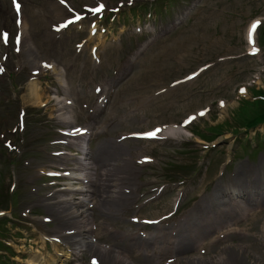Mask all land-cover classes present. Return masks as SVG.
<instances>
[{"label": "rangeland", "instance_id": "1", "mask_svg": "<svg viewBox=\"0 0 264 264\" xmlns=\"http://www.w3.org/2000/svg\"><path fill=\"white\" fill-rule=\"evenodd\" d=\"M22 1L33 15L56 3ZM64 1V32L49 31L57 11L41 13L47 20L33 21L36 37L20 31L10 0L0 4V191L13 196L0 215V264H264V124L247 130L262 112L264 0ZM100 4L103 11H90ZM69 61L77 66L72 73ZM61 69L80 99L72 88L64 92ZM35 83L40 99L31 95ZM96 86L107 93L94 95ZM65 97L75 101L74 113L65 110L72 125L57 104ZM171 124L189 133L166 137ZM81 126L93 142L67 141L93 146L86 163L112 168L97 184L117 197L102 206L93 200L92 211L72 206L67 201L80 195L50 179L71 165L72 157L56 154L73 151L59 145L61 130L78 135ZM156 129V140H116ZM104 146L120 150L118 159L99 156ZM75 210L89 212L98 225L92 235L104 244H89ZM175 211L142 237L132 224L131 217Z\"/></svg>", "mask_w": 264, "mask_h": 264}, {"label": "bare ground", "instance_id": "2", "mask_svg": "<svg viewBox=\"0 0 264 264\" xmlns=\"http://www.w3.org/2000/svg\"><path fill=\"white\" fill-rule=\"evenodd\" d=\"M19 9L27 17V18L23 19V21L21 22V29H22V31H28V30H30V32L33 33V36L34 37H36L35 32L37 31V28L35 27V22H33L35 20V18H37V17L42 18V22H44L45 20H47L46 16L45 15H41V13L42 14L43 13H47L49 16H52V14L57 11L59 13V15H60V17L57 15V18L60 19L58 21H63L65 19V6H64V2L57 1V3H55L54 1H46L45 8L43 10L41 9V13L40 14L36 13L35 15H33V13H31L28 10V7L26 6V4L25 5L24 4H21V6H20ZM53 24L54 23H51L49 25V29L52 28ZM247 32H248L247 39H249L250 41H253L255 34L253 32L252 27L251 28L249 27V29L247 30ZM251 48L252 49L254 48V43L253 42H252ZM56 52H57L56 50L53 51L52 57L53 58H57V60H58V56L59 55ZM93 54H95V53L93 52ZM69 63H70V73L76 71V69H77L76 62L69 61ZM51 64L52 65H48V66H50V68H52L53 71H54L57 68V65L55 66L56 63L54 64V62L53 63L51 62ZM61 71H62L61 72V75H59L60 81L64 84V86H66V87L68 86V88H66V90L64 92L66 94H69L70 91H71L70 89L71 88L73 89V87H71L69 85V82H68L69 81V78L67 76V73H65L66 69H61ZM36 81H39V79L37 78ZM37 83H39V82H37ZM37 86H38V84H36V83H35V85H32V87L30 89L32 91V94L31 95H33L35 99H40L42 97V95L40 94V90H39L40 88L37 87ZM73 91H74V95L73 96H75L76 98H79L80 99V96L77 95V93L75 92L74 89H73ZM107 91H108V89H103L102 90V93L103 94L104 93H107ZM55 99L58 100L57 98H55ZM61 100L62 99L60 98V101H58L57 104L59 105V104L62 103L61 106H60V110H61V113L63 114V120H65V117L66 116H71L72 117V114L74 113V110L70 108L71 111H73V113L72 112H65V110H67L69 108V106L67 104V101H70V100H69L68 97H65L63 99V101H61ZM131 118L132 119H135L134 116H132ZM64 124L65 125H68L69 122H65ZM163 131H164L163 132L164 135L166 137H169V138H172L174 136H177L178 137L180 135L188 134L189 133L186 129H184V128L182 129V127L177 126V125H174V124L167 125V127ZM144 132H146V131H144ZM128 140H131V139H128ZM89 147H91V145H89ZM89 147H87L86 150H83V152H86V155L89 157V160H93L96 154H93V152H91V149H89ZM99 153H100L99 156H103V157L106 156V157H111V158L112 157H116V160H117L118 159L117 157H119V155L121 154V151L120 150H116L115 151V150H113V149H111L109 147L104 146L102 148V151H100ZM108 153L110 154V156H107ZM112 160L113 159H110V160L105 161L104 166L105 165L109 166L110 165L109 162L112 161ZM79 166H80L79 167V171H82V172L84 171V172H87L88 173L89 180H86L85 181L84 179H82L81 176H80V178H78V177H74V176H70V175H66L67 176V177H65L66 180H72V181L73 180H76L77 182H80V181L83 182V181H85V183H87V184H89L91 186H93V185L95 186V184L101 183L103 180H106V178H110L112 176V174H111L112 168L111 169L109 168V169H107V170L104 171V170L100 169V166H101L100 163H97L94 166V168L90 167V165L87 164V163H85V164H79ZM91 171L94 172L93 177H92V175L90 173ZM32 173L34 174L35 171H33ZM130 180H131V178L128 176V177H126V179L125 178L123 179V182H125V181L129 182ZM104 182L105 181H103V183ZM68 186H69V188L67 190H71V188L73 187L71 183H69ZM98 186H100V185H98ZM100 187H102V186H100ZM102 189H104V191L100 195H97L96 192H95V187H94V193H92V195L94 197H98V198L93 199V200L96 201V204L99 203L100 205H104L108 201H111L113 203H115L117 201V200H115L117 197H114L112 195H109L108 191L104 187H102ZM86 201H88V200H86ZM164 215H166V214H164ZM164 215L160 216V218L164 217ZM75 216H78L79 218H81L80 217L81 215L78 212L75 213ZM154 219H159V218H154ZM58 220L59 221H63L65 223L68 221V220H65V217H63V216L62 217H59ZM87 223H88L87 220H84V225L87 224ZM71 231H73V230H71ZM75 236L76 237L81 236V233L79 232V234H77ZM43 237H47V235H45ZM186 249H187V247L182 246V248H180L179 250L185 252Z\"/></svg>", "mask_w": 264, "mask_h": 264}, {"label": "snow or ice", "instance_id": "3", "mask_svg": "<svg viewBox=\"0 0 264 264\" xmlns=\"http://www.w3.org/2000/svg\"><path fill=\"white\" fill-rule=\"evenodd\" d=\"M14 3H15V0H14ZM16 8L19 11L20 5L16 4ZM104 8H105V5L104 4H100L98 7H93L92 9H90V11L95 12V13H99V12L103 11ZM257 24H259V21H257L256 23H254L252 25L253 30L256 28ZM7 36H8V34L4 33L5 42H7ZM201 115H203V113H201ZM159 131H160V129H156L154 131H146V132L142 133V135H144L146 137H154L156 135V133L159 132Z\"/></svg>", "mask_w": 264, "mask_h": 264}, {"label": "trees", "instance_id": "4", "mask_svg": "<svg viewBox=\"0 0 264 264\" xmlns=\"http://www.w3.org/2000/svg\"><path fill=\"white\" fill-rule=\"evenodd\" d=\"M262 94L264 95V91H262ZM263 95L260 98L261 100L257 101L258 106H260V108H261L260 111H262V112H261L260 116L254 118V119H251L248 122V124H247L248 129L255 128L257 125L264 124V99H263L264 96Z\"/></svg>", "mask_w": 264, "mask_h": 264}]
</instances>
